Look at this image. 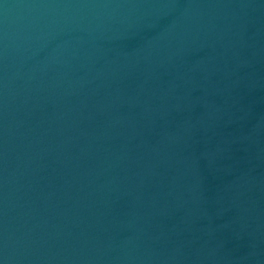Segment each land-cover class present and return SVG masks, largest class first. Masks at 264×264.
<instances>
[{"label": "water", "instance_id": "95a60500", "mask_svg": "<svg viewBox=\"0 0 264 264\" xmlns=\"http://www.w3.org/2000/svg\"><path fill=\"white\" fill-rule=\"evenodd\" d=\"M0 264H264V0H0Z\"/></svg>", "mask_w": 264, "mask_h": 264}]
</instances>
